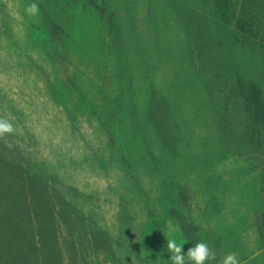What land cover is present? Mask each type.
<instances>
[{
	"label": "rangeland",
	"instance_id": "obj_1",
	"mask_svg": "<svg viewBox=\"0 0 264 264\" xmlns=\"http://www.w3.org/2000/svg\"><path fill=\"white\" fill-rule=\"evenodd\" d=\"M244 3L0 0V120L13 127L0 136V218L15 202L49 218L45 190L27 204L18 194L21 161L35 168L28 185L51 182L64 264H172L168 239L208 244L205 264H264V148L222 146L206 86L264 70L234 34L253 22L264 43V0L246 16ZM10 239L0 264H43Z\"/></svg>",
	"mask_w": 264,
	"mask_h": 264
},
{
	"label": "trees",
	"instance_id": "obj_2",
	"mask_svg": "<svg viewBox=\"0 0 264 264\" xmlns=\"http://www.w3.org/2000/svg\"><path fill=\"white\" fill-rule=\"evenodd\" d=\"M250 1L251 2L246 0V3H244L242 13L244 16L248 13V3H253L257 8L256 5L263 2V0ZM258 13L260 12L255 10V18L258 17L256 15ZM249 14L251 18L253 12ZM243 21L245 22V18ZM245 23L249 24L247 21ZM239 29L241 30L239 31ZM254 29L255 25L252 22L248 26L241 24L239 28L235 32L233 30V32L235 36L240 35L243 37L244 41L251 42L248 44L257 46L259 51L264 54V43L262 44L253 38V35H260V28ZM219 81L221 82V80ZM225 83H231V86L226 87L222 93L216 94L210 82H206L212 102L217 111L218 130L222 146L226 147L228 143L244 139L247 140L251 146L264 148V70L256 81L251 79L248 82V80L245 81L242 77L238 76L237 80H232L231 82L227 80ZM12 163L16 165V159H13ZM19 165L18 167L21 169H28L29 179L26 182L27 185H22V183L20 185V187L26 191L24 192V196L23 193H20V190L18 194L23 197L22 201L26 202L36 197L40 189L42 193H44L45 190L48 197L44 201L47 203L49 218H46V221L42 223L40 217L35 219L32 215L31 208L34 204L31 207L23 206V209L20 202H15L10 208H7L8 210L11 209V213L7 217L0 218V236L4 235V232H8V236L11 238L10 241L12 243L16 241L18 245V256L24 260L28 259L26 261L30 263L39 261L43 264H64V257L58 248L59 242L63 239V236H60L58 226L55 227V212L50 208L51 182L43 180L44 185L42 186L41 184L34 187L28 185L32 184L36 177L35 168L30 164L25 165L24 162L21 161ZM20 172L25 174L23 170H20ZM4 187L5 185L2 183L1 186L0 182V190L3 191L0 192V205L5 203H3L4 200L10 198L4 191ZM7 202L8 201H6V203ZM39 226L43 228L39 230ZM2 229L8 230L2 231Z\"/></svg>",
	"mask_w": 264,
	"mask_h": 264
},
{
	"label": "clouds",
	"instance_id": "obj_3",
	"mask_svg": "<svg viewBox=\"0 0 264 264\" xmlns=\"http://www.w3.org/2000/svg\"><path fill=\"white\" fill-rule=\"evenodd\" d=\"M25 10L32 16L39 13V8L35 3L29 5ZM11 132H13L11 123L0 120V136ZM183 246L177 244L175 239L167 240V249L170 253L169 259L172 264H205L206 261L215 259V255L206 243H197L189 247L186 252L183 251ZM223 264H239L236 254L231 253L224 257Z\"/></svg>",
	"mask_w": 264,
	"mask_h": 264
}]
</instances>
